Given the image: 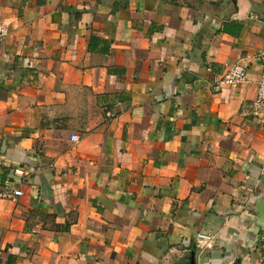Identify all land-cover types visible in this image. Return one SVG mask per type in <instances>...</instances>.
<instances>
[{"label":"crops","instance_id":"obj_1","mask_svg":"<svg viewBox=\"0 0 264 264\" xmlns=\"http://www.w3.org/2000/svg\"><path fill=\"white\" fill-rule=\"evenodd\" d=\"M0 20V264H264V0H0Z\"/></svg>","mask_w":264,"mask_h":264},{"label":"built area","instance_id":"obj_2","mask_svg":"<svg viewBox=\"0 0 264 264\" xmlns=\"http://www.w3.org/2000/svg\"><path fill=\"white\" fill-rule=\"evenodd\" d=\"M8 33L7 25L0 20V40L3 39ZM245 77V66L240 63L232 64L218 79L215 83L214 88L216 90L223 87H232L240 83ZM251 113L257 117L264 116V62L262 64L261 70L256 84V92L254 99L250 106ZM79 138L76 134L70 135L71 141H77ZM14 195H20V190H14ZM201 240L209 239L207 234H198Z\"/></svg>","mask_w":264,"mask_h":264}]
</instances>
